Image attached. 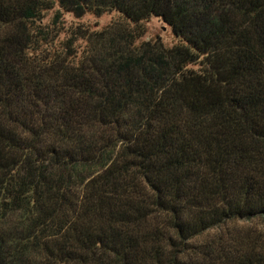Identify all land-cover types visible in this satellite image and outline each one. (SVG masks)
<instances>
[{
    "label": "trees",
    "instance_id": "16d2710c",
    "mask_svg": "<svg viewBox=\"0 0 264 264\" xmlns=\"http://www.w3.org/2000/svg\"><path fill=\"white\" fill-rule=\"evenodd\" d=\"M0 264H264V0H0Z\"/></svg>",
    "mask_w": 264,
    "mask_h": 264
},
{
    "label": "rangeland",
    "instance_id": "374dc122",
    "mask_svg": "<svg viewBox=\"0 0 264 264\" xmlns=\"http://www.w3.org/2000/svg\"><path fill=\"white\" fill-rule=\"evenodd\" d=\"M51 16V14L47 16L46 22H49ZM113 19L114 16H103L99 19H95L93 17L88 16L76 22L68 16L64 17L66 25H70L72 23L73 26L80 25L83 27H88L90 30L94 31L102 29L103 27L108 25ZM144 27L146 30V35L142 39V41L159 39L166 46H171L175 43L171 32L163 23L157 20H151L149 23L145 24Z\"/></svg>",
    "mask_w": 264,
    "mask_h": 264
}]
</instances>
